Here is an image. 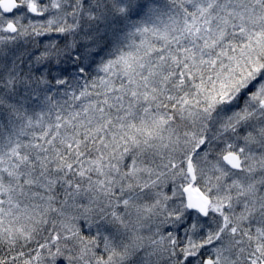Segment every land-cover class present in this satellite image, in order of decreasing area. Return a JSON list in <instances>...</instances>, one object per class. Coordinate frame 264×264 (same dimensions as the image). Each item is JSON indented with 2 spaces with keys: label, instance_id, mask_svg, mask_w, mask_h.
<instances>
[{
  "label": "snow or ice",
  "instance_id": "snow-or-ice-1",
  "mask_svg": "<svg viewBox=\"0 0 264 264\" xmlns=\"http://www.w3.org/2000/svg\"><path fill=\"white\" fill-rule=\"evenodd\" d=\"M0 264H264V0H0Z\"/></svg>",
  "mask_w": 264,
  "mask_h": 264
}]
</instances>
